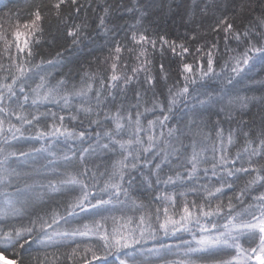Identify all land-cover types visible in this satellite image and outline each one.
<instances>
[{
    "label": "snow or ice",
    "instance_id": "snow-or-ice-1",
    "mask_svg": "<svg viewBox=\"0 0 264 264\" xmlns=\"http://www.w3.org/2000/svg\"><path fill=\"white\" fill-rule=\"evenodd\" d=\"M26 2V19L0 22V253L35 243L44 264L50 248L70 264H264V117L253 127L237 116L253 101L264 107V91L249 92L264 90V0L245 30L222 15L212 31L223 25V36L211 44L196 32L161 36L174 61L155 73L145 18L161 5L105 4L97 27L110 75L78 82L62 52L44 59L34 45L48 14L59 25L83 9L66 29L82 43L93 0ZM124 12L136 13L131 24L120 23ZM240 136L245 146L233 149ZM30 257L20 252L12 264H41Z\"/></svg>",
    "mask_w": 264,
    "mask_h": 264
},
{
    "label": "trees",
    "instance_id": "trees-1",
    "mask_svg": "<svg viewBox=\"0 0 264 264\" xmlns=\"http://www.w3.org/2000/svg\"><path fill=\"white\" fill-rule=\"evenodd\" d=\"M134 0H123L126 7H132ZM143 3L144 0H139ZM161 6L155 8L151 11L149 16L145 18V24L149 29V35L157 40V48L154 50V59L152 65L150 66L153 73L159 71V64L164 63L167 67L169 64L173 63L174 58L171 57L168 51V46L164 45L160 40L163 36L168 40H174L181 37L186 32L190 34L191 32L198 33L199 37H204L202 43L211 44L213 39L218 35L223 36V25H221V32L218 34L212 29L217 25V21L225 13L228 15L229 22L233 23L234 28L237 30H245L249 27L250 22L260 14V0H195L193 5L192 0H156ZM210 5L214 4H227L226 8H211L207 12L200 11V8L204 6L205 3ZM120 3V0H93L92 7L87 8L88 19L91 27L87 29L90 35H86L82 38V43L79 45H73L71 43L72 38L66 35V29L71 28L73 24H79L80 18L84 15V10L77 15L72 10L65 13L67 23L61 22L57 25L55 19L48 14L47 19L43 22L45 27L44 37L40 39V43L34 45L35 49L38 50L39 57L47 59L49 57H54L57 52H62L63 57L66 58V63L70 64L73 68L72 78L75 81H80L81 78L87 80L86 74H92L100 72L101 75H110V68L105 63V58L108 56V50L106 47L105 36L99 32L97 27L98 19L97 17L103 13V8L105 4H112L115 7ZM251 4L249 8L248 5ZM172 5V10L169 11L167 5ZM182 4V7L177 10L176 5ZM241 4L243 8L241 9ZM199 6V7H196ZM63 7V6H62ZM95 9V11H93ZM27 2L26 0H3V4H0V22L4 24L5 27L8 26V21L10 19L14 20L17 13H19L21 19H26ZM233 13H236L235 15ZM136 13L124 12L120 23L123 25L125 22L131 24ZM57 27H59V32H57ZM259 37L256 36L253 42L259 41ZM195 43V42H193ZM220 52H224V41L221 39L218 41ZM229 48H236L235 41H228ZM161 48L164 50V55L161 57ZM244 44L241 43L237 51H242ZM3 48L0 47V61H2L7 67L8 61L2 56ZM231 51L224 53V55H232ZM152 55V53H150ZM123 57L125 61H131L132 63H137L135 61V56L130 53H124ZM216 59L220 64L224 63V58L220 53H216ZM119 71V69H118ZM219 71V66L217 67ZM62 75L61 72L55 74L56 77ZM257 77H264V73H257ZM94 89L96 85H93ZM157 94L161 100L166 102L167 92L166 89L158 87L156 89ZM264 91L260 88L250 89L249 92H254L257 96ZM151 96V93H149ZM242 115L243 119L248 122L249 125L253 127L258 126L261 123V117H264V107H262L258 101H253L249 104L248 108L238 112L237 116ZM235 127V123L231 121H225L224 127L229 126ZM244 139L242 136L238 137L237 142L233 145V149L244 147ZM231 151V150H230ZM39 163V162H38ZM37 179H44V177H37ZM26 246L24 250H12L6 249L2 253L8 258L14 256L19 258V253L23 252L25 256L31 253L30 258L39 257L41 264H44L45 253L39 249H34L33 245ZM50 249H48L49 252ZM58 260L55 264H70L65 255V250L63 255H56ZM49 264H53V257L48 256ZM35 264V261H34Z\"/></svg>",
    "mask_w": 264,
    "mask_h": 264
},
{
    "label": "rangeland",
    "instance_id": "rangeland-1",
    "mask_svg": "<svg viewBox=\"0 0 264 264\" xmlns=\"http://www.w3.org/2000/svg\"><path fill=\"white\" fill-rule=\"evenodd\" d=\"M33 248L34 249H38L36 244L33 245ZM63 253H64V249H58L57 250V249H51L50 248V250H49V252L47 254H48V256H50L52 258V257H54L56 255L57 256L58 255H63Z\"/></svg>",
    "mask_w": 264,
    "mask_h": 264
},
{
    "label": "water",
    "instance_id": "water-1",
    "mask_svg": "<svg viewBox=\"0 0 264 264\" xmlns=\"http://www.w3.org/2000/svg\"><path fill=\"white\" fill-rule=\"evenodd\" d=\"M0 264H12V260L0 253Z\"/></svg>",
    "mask_w": 264,
    "mask_h": 264
},
{
    "label": "bare ground",
    "instance_id": "bare-ground-1",
    "mask_svg": "<svg viewBox=\"0 0 264 264\" xmlns=\"http://www.w3.org/2000/svg\"><path fill=\"white\" fill-rule=\"evenodd\" d=\"M5 256H6V255H5ZM6 257H7V256H6ZM9 259H11V260H12V258H10V257H9Z\"/></svg>",
    "mask_w": 264,
    "mask_h": 264
}]
</instances>
